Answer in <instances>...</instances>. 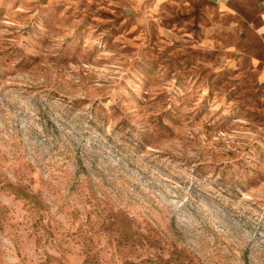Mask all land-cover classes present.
<instances>
[{"label": "rangeland", "instance_id": "rangeland-1", "mask_svg": "<svg viewBox=\"0 0 264 264\" xmlns=\"http://www.w3.org/2000/svg\"><path fill=\"white\" fill-rule=\"evenodd\" d=\"M217 3L0 0V264H264V66Z\"/></svg>", "mask_w": 264, "mask_h": 264}, {"label": "crops", "instance_id": "crops-1", "mask_svg": "<svg viewBox=\"0 0 264 264\" xmlns=\"http://www.w3.org/2000/svg\"><path fill=\"white\" fill-rule=\"evenodd\" d=\"M214 7L221 22H225L221 33L226 38V50L238 51V55L261 69L264 66V0H218Z\"/></svg>", "mask_w": 264, "mask_h": 264}]
</instances>
